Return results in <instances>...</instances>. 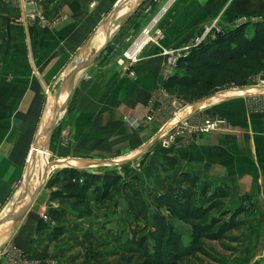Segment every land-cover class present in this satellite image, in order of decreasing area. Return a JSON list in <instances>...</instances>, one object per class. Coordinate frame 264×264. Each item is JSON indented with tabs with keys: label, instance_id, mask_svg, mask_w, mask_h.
Segmentation results:
<instances>
[{
	"label": "crops",
	"instance_id": "obj_1",
	"mask_svg": "<svg viewBox=\"0 0 264 264\" xmlns=\"http://www.w3.org/2000/svg\"><path fill=\"white\" fill-rule=\"evenodd\" d=\"M123 1L50 0L47 15L64 17L51 29L12 23L10 18L17 10L0 3V220L15 204L20 210L40 187L17 223L6 231L7 223L0 225V264H81L80 252L72 245L77 241L81 244L85 239L81 237L83 230L76 225L69 228L61 225L65 233L53 238L52 229L56 224L47 218L50 209L72 213L69 204L50 200L49 185L58 168L55 172L49 171L46 180L44 178L43 184L40 180L34 191L32 185L29 190L22 189L27 184L26 181L23 184V180L33 145L45 133L46 123L55 112L57 116L47 144L40 146L47 164L75 163L77 168H88L81 161L127 163L150 154L142 157L145 158L140 172L144 196L145 191L148 197L155 189L161 166L170 171L173 184L178 183L182 172H187L212 186H227L230 197L226 204H231L228 206L231 209L238 206L242 197H249L253 209L247 218L241 219L246 218L257 230L264 231V97H245L258 93V89L247 87L244 91L232 90L236 95L213 98L212 104L203 106L201 111L186 107L183 112L188 115L198 110L194 115L196 120L224 119L225 128L218 132L191 133L184 142L172 143L166 149L150 146L142 151L158 135V127L166 117L138 131L129 129L125 118L144 119L149 114L153 94L164 96L166 80L161 72L165 58L151 43L146 42L137 49L138 38L124 54L118 55L117 51L143 29L147 15L132 19L133 24L129 25L135 10L120 23V29L128 24L129 30L118 44H113V39L119 29L112 27L114 33L110 41L107 42L108 36L100 50L91 52L96 36L102 39L100 29ZM187 1L181 0L182 5L173 11L174 16L180 12L177 21L170 16L167 22L165 48L181 45L192 36V12L184 7ZM226 1L224 15L240 16L243 8L245 16L249 13L264 19V0H257L259 9L252 11L250 5L245 8L240 0H199L198 6L208 10V5L218 6ZM125 10L123 7L118 13L123 15ZM200 14L194 17L195 23L202 22ZM233 19L232 16L229 21ZM85 50L88 56L81 55ZM81 61L87 64L63 86ZM59 90L57 102L53 104L52 99ZM239 95L241 97H237ZM78 162L84 166H78ZM114 201L118 202L116 208ZM114 201L92 207V210L97 215L117 219L115 210L121 205L126 216L122 199ZM147 204L152 207L150 201ZM40 220L49 228L37 233Z\"/></svg>",
	"mask_w": 264,
	"mask_h": 264
},
{
	"label": "trees",
	"instance_id": "obj_2",
	"mask_svg": "<svg viewBox=\"0 0 264 264\" xmlns=\"http://www.w3.org/2000/svg\"><path fill=\"white\" fill-rule=\"evenodd\" d=\"M249 25L252 33L247 36L245 29ZM176 66L178 72L166 79L163 88L168 93L177 90L190 100L203 99L230 83L243 85L264 70V19L202 42L180 57ZM141 182L136 174L121 176L62 168L51 179L50 200L69 204L71 212L83 218L91 214V204L100 207L122 199L131 233L129 248L123 251L128 255L125 264H179L186 258L205 255L204 242L222 241L229 233L242 229L245 221L241 218L253 209L249 197H242L235 209L229 208L227 186H212L187 172H182L178 183L173 184L170 171L161 166L155 189L147 197L152 205L150 211ZM116 205L118 202L114 201ZM69 217L70 213L63 209L49 210L47 218L56 224L53 238L65 233L58 223ZM171 219L190 227L187 245ZM48 228L40 220L36 231L41 233Z\"/></svg>",
	"mask_w": 264,
	"mask_h": 264
},
{
	"label": "rangeland",
	"instance_id": "obj_3",
	"mask_svg": "<svg viewBox=\"0 0 264 264\" xmlns=\"http://www.w3.org/2000/svg\"><path fill=\"white\" fill-rule=\"evenodd\" d=\"M130 1H131L130 5L128 7L124 6L127 9V11L125 10L126 12L123 13V15L133 11L135 6H137V4L141 0H130ZM227 2L228 1H226L225 4L222 5L218 4V6L208 5V10H204L201 9V7L199 9L198 6L199 0H188L186 4H184V7L187 8L189 7V9H191L192 12L191 19H193V25H194L191 31L192 36H190L189 39L181 45H177L176 47H172V48H165L163 46L164 43L163 41L165 40L168 31L165 28L167 26V22L169 23V20L171 19L170 16L173 17L172 19L175 18L176 21L178 19L177 16H180V12L176 16H174L173 11L182 5L181 0H144V3L140 5L138 8V11H141V14L138 17L141 16L143 17V15L144 16L147 15L144 17L145 20L143 21V29H141L136 35H134L132 39H130L121 50L117 51L118 55H122L124 54V52L130 49L132 43L138 38L136 41L137 49L139 46L145 44V42L155 45L158 52L162 53V55L164 56L165 58L164 65H166L168 59H172V57H176V56H179L180 58L183 55H186L187 53H189L190 50L197 48L202 42L206 40L214 39L221 32L229 31L240 25L253 24L257 20L262 19L261 17H257L258 15H251L249 13L248 15L245 16L243 8H241L242 13L240 14V16H235L233 15L234 13H231V15L230 14L224 15L222 14V12L224 11V9H226ZM240 3L242 5H246L244 6L245 8L248 5H250L251 6L250 11H252L253 9L255 10L259 9L257 0H240ZM138 11L134 12L135 14L132 15L129 22L132 21V19L134 20V18H136V14L138 13ZM200 12L203 16L201 18L202 22L200 24L199 22L195 23L194 17L198 16ZM232 16L234 18L233 21H229V18H231ZM152 20H155L156 22L152 24ZM161 26L163 27V29ZM121 29H123V27ZM121 29L118 30V33L121 31ZM143 30L146 31L145 34L142 33ZM147 32L148 34H146ZM251 33H252V25H249L245 29V34L249 36L251 35ZM83 53L86 52H82L81 55H83ZM164 65L162 67L161 73H163ZM177 72H178V68L177 66H175V68L172 69V73H177ZM256 75L248 78V80L243 85H236L234 83H230L225 87H223L222 89H220L219 91L215 93H210L207 97L215 95L213 98H219L220 96L222 95L224 96L227 93L230 94L229 92H232V90L235 89L244 91L243 88H247V87L256 88V86L250 85L255 80ZM232 94L236 95L237 93L234 91L232 92ZM163 95L164 96H162V101L163 103H168L169 110L172 108L171 102L172 104L174 103V105H176L177 108L179 106L180 108H183L180 110V113L178 115L179 118L181 119H183L181 117L182 116L181 113H184L183 112L184 109L186 107H191V105L195 102V100H190L188 97H183L182 95L179 94V92H177V90H174L173 92L170 93L164 90ZM254 96L256 95L251 94L246 97H254ZM205 107L202 106L197 109L200 110V109H204ZM197 111H195V113H197ZM155 119L152 122L156 121V123H158L159 119L161 118H155ZM141 121H142L141 125H139L136 128L129 126L127 123L126 124L128 125L129 129L138 131L144 128V126L152 123V122L147 123L144 121V119H142ZM164 122L165 120L163 121V123ZM173 123H177V122L171 121L169 125L165 124L162 128V131L155 138L158 139V137L165 136L164 135L165 132L168 131L170 127H173ZM162 124L159 125L158 130L162 127ZM176 126L177 125H174L173 129H175ZM172 132H170L169 135ZM164 140L167 139H163V140L161 139L153 142V144L151 145V149H154V147L166 149L167 147H163L161 145V142H163ZM149 155L150 154H147L146 156L140 155L139 159L137 160L134 159L132 162L129 161L124 165L115 163L110 165H102L101 167L100 166L89 167V168L79 167L80 169L79 168L76 169L89 173H98V174L108 173V174H115L121 176H125L126 174H128V176L132 174H136L141 177L140 172L142 171L143 165L145 163V158L143 159L142 157L143 156L147 157ZM41 161L46 162L44 154L41 155V157H39L38 159L37 153L34 150L30 161V163H32V166H34V169L32 170V178L30 181L32 185V191H34L37 188V185H39L41 176L45 171L44 165L41 163ZM77 164H80L78 166H84L80 162H78ZM60 165L59 167L58 166L51 167L50 172H53L55 168H58V170L62 169ZM28 179H27V183H28ZM145 198L147 200L146 191H145ZM148 202L149 200H147V203ZM227 206L231 207L232 205L228 204ZM91 207L94 208L96 206L94 205L92 206L91 204V206L88 207L89 209L88 211H91L90 215L81 218L82 216H77L78 215L77 213L72 212L70 213L71 218L64 219L58 223L59 226L63 225L65 228H69L72 227L73 225H76L77 227H79V229L83 230L84 234L81 237L85 239H83L81 244H79V241H77V243L74 242V244L72 245V246L76 245V248L73 249H78V251L80 252V256H79L80 263L81 264H125L124 261H126L128 255L123 251L129 248L127 241L128 239L131 238V233L129 232V226L126 221L125 213L123 212L124 210L123 206L119 205V207L116 210L114 209L116 211L117 216H119L117 219L114 216L107 218L104 217V215L103 216L97 215L95 214L97 212H93ZM149 210L151 211L152 207L150 208L149 206ZM246 218H244L245 226L239 231L229 233L224 240L204 242L203 248L206 253L205 255H196L192 258H186L182 260L179 264H263L264 231L257 230L255 224L252 225L251 221L247 220ZM171 221L175 229L179 233H181L183 243L187 245L190 237V227L182 224L181 222H178L175 219H171ZM65 239L68 240L69 242L72 241V239H67V238ZM74 253H77V251L76 252L73 251V254Z\"/></svg>",
	"mask_w": 264,
	"mask_h": 264
},
{
	"label": "built area",
	"instance_id": "obj_4",
	"mask_svg": "<svg viewBox=\"0 0 264 264\" xmlns=\"http://www.w3.org/2000/svg\"><path fill=\"white\" fill-rule=\"evenodd\" d=\"M49 1L50 0H0V3L17 10V14L10 18L12 23L23 26L38 27L40 29H51L57 26L64 19V17L62 15L48 16L46 14V7ZM145 32L146 31L143 30L142 33L145 34ZM146 34H148V32ZM178 59L179 56L168 59L167 64L164 65L163 73H161L164 80L173 74L172 69L175 68ZM250 85L256 86L258 88V93H253L252 95H261L264 97V70L256 75L255 80ZM171 107L172 108L169 110L168 103H163L162 97H159L156 93L153 94L150 100L149 114L144 118V121L150 123L155 118L168 117L162 124V127L159 130L160 133L164 124L174 120L175 117L179 115L180 110L183 109L180 108V106L177 108V106L174 105V103L172 104V102ZM195 114L196 113L194 111L191 115H188V117L183 119V121L177 122L175 124L177 125L175 129H173V126L168 132L164 134L165 136L158 137L156 141L167 139L161 142V145L163 147H168L172 143H176L178 141L184 142L191 133L218 132L225 128L226 122L222 118L204 117L200 120H196L194 119ZM125 122L133 128L138 127L142 123L140 119L133 117L125 118ZM170 132L172 133L169 135Z\"/></svg>",
	"mask_w": 264,
	"mask_h": 264
},
{
	"label": "water",
	"instance_id": "obj_5",
	"mask_svg": "<svg viewBox=\"0 0 264 264\" xmlns=\"http://www.w3.org/2000/svg\"><path fill=\"white\" fill-rule=\"evenodd\" d=\"M130 0H124L122 2V5H124L125 7H128L130 5ZM144 3V0H141L137 6H135V8L133 9V11H131L130 13H126L122 16H119V13L117 11H113L109 17V19L107 20V23H106V28L108 30V33L110 32L109 34V37H108V41H110V38L112 37L114 31H111L114 27L116 29H120V27L122 26V24H120L121 22H125L126 19H128V17L131 16V14L137 10L138 11V8L140 5H142ZM122 5H120L122 7ZM141 14V11H138V13L136 14V18H138V16ZM129 25H132L133 24V21H130L128 23ZM113 27V28H112ZM129 30V26H125L123 27V29H121V31L118 33V35L115 36V38L113 39V44H118L121 39L123 38V36L126 34V32ZM104 46V45H103ZM100 50V49H99ZM99 51H97L92 57H90V60H92L97 54H98ZM87 61H81L77 67L71 72V74L65 79L64 83H63V86H65L66 84H68L74 77L75 75L77 74V72L79 71V69H81V67H83V65L87 64L86 63ZM61 90V89H60ZM57 91V93L54 95L53 97V104H55L57 102V99L59 97V94L61 91ZM211 96L209 97H205L203 99H200L198 101H195L192 105L195 107V108H199L201 105H203L207 100L208 98H210ZM56 116H57V113H53V116H52V119L50 120L49 122V125L47 126L46 130H45V133L40 135L37 142L33 145V149L34 150H37L40 146H42L44 143L47 144V140L49 138V135H50V132L53 128V125L55 123V120H56ZM153 141V140H152ZM152 141H150L149 143H147L143 150L142 151H146L150 146H151V143ZM156 141V140H155ZM83 164L85 165H90V164H97V162H89V161H82ZM108 163L110 164H115V162H109ZM122 163H125V161H122V162H116V164H122ZM51 165H54V164H48V168L51 167ZM63 168H75V167H72L70 165H66V167H63ZM32 170H33V166H32V163H28L27 165V171H28V174H29V179H28V183L25 185V187H23V190H29L30 186H31V178H32ZM47 172L44 176L45 180L48 176V173H49V170L47 169L46 170ZM37 192V191H36ZM36 194V193H35ZM35 194L29 199V201L26 203V205L24 207H22L20 210H17V204L14 205V207L12 208V210L10 211V213H8L3 219L0 220V225L1 224H4V223H7L9 221L11 222H14L17 223L22 217L23 215L25 214L27 208L30 206V204L33 202V199H34V196Z\"/></svg>",
	"mask_w": 264,
	"mask_h": 264
},
{
	"label": "bare ground",
	"instance_id": "obj_6",
	"mask_svg": "<svg viewBox=\"0 0 264 264\" xmlns=\"http://www.w3.org/2000/svg\"><path fill=\"white\" fill-rule=\"evenodd\" d=\"M121 5H122V3H121ZM124 7V5H122V7L121 6H118L117 8H120V9H122ZM116 8V9H117ZM120 9H119V11H120ZM120 15V14H119ZM120 16H122V15H120ZM103 30V31H102ZM100 31H102L103 32V35L101 36V38L102 39H99L97 36H96V39L93 41V43H92V47H93V49H92V51L91 52H94L95 50H97V49H99L104 43H105V41H106V38L109 36V34H110V32L108 33V30H107V28H106V24H105V26L103 25L102 26V28L100 29ZM112 31V30H111ZM146 43V42H145ZM83 52H86V53H84L83 55H85V56H88V53H87V51L85 50V51H83ZM91 54V53H90ZM128 57H130V55H128ZM255 89H257V87L255 88ZM228 91V90H227ZM227 91H225V92H227ZM233 92V91H232ZM232 92H229L230 94H225V95H227V97L228 96H230V95H233L232 94ZM215 95H213V96H211L210 98H208V100L203 104V105H201L200 107H202V106H207V104L208 103H210L211 101H212V99H213V97H214ZM223 96V95H222ZM222 96H220V98H223ZM237 97H240V95L239 96H237ZM245 97H246V95H245ZM191 107L192 108H195L193 105H191ZM199 107V108H200ZM197 109V108H196ZM182 114V113H181ZM184 114L185 115H188V113H185L184 112ZM184 114H182V118H186L185 116H183ZM53 116V115H52ZM52 116L50 117V119L47 121V123H46V127L49 125V122H50V120L52 119ZM179 120V121H178ZM171 121H173V122H180V121H183V119H181V118H179V116L177 115L176 117H175V119L174 120H171ZM170 121V122H171ZM166 124H168V123H166ZM175 125V123L173 124V126ZM157 138H154L153 139V141H152V143H151V145L153 144V142H155V140H156ZM36 151V153H37V157H38V159H39V157H41V155H43V150L41 149V147H39L37 150H35ZM142 152V151H141ZM82 162V161H81ZM111 162V161H110ZM41 163L44 165V168H45V173L47 172L46 170L48 169L49 171H50V168L51 167H56L55 166V164L54 165H51V167H49L48 168V164L45 162V161H41ZM83 163V162H82ZM104 164H110V163H98V164H90V165H86L85 167H94V166H100V165H104ZM66 165L68 166V165H70V166H72V167H75V168H77L76 167V164L75 163H66V164H63V163H61V165H60V167H66ZM77 165H80V164H77ZM58 167H59V165H58ZM33 169H34V166H33ZM28 171H26V175H25V178H24V180H23V184L25 183V181L27 182V179H28ZM44 176H45V174L43 173V175L41 176V183L43 184V182H44ZM23 184H22V187H23ZM41 184V185H42ZM40 188V187H39ZM38 188V189H39ZM23 189V188H22ZM37 189V190H38ZM37 190H35L34 192H33V194H32V196L35 194V192L37 191ZM21 192H22V190L20 189V194H21ZM31 196V197H32ZM30 197V198H31ZM29 201V200H28ZM27 201V202H28ZM26 202V203H27ZM26 203H25V205H26ZM24 205V206H25ZM23 206V207H24ZM14 224V222H11V221H9V222H7V225H6V229H5V231L6 230H8L12 225Z\"/></svg>",
	"mask_w": 264,
	"mask_h": 264
}]
</instances>
